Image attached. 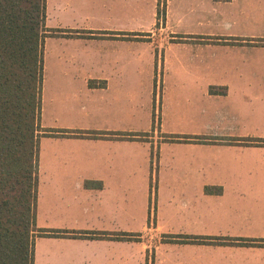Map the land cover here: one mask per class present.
Here are the masks:
<instances>
[{
    "label": "crops",
    "instance_id": "obj_1",
    "mask_svg": "<svg viewBox=\"0 0 264 264\" xmlns=\"http://www.w3.org/2000/svg\"><path fill=\"white\" fill-rule=\"evenodd\" d=\"M45 27L36 227L67 234L34 264H264V0H46Z\"/></svg>",
    "mask_w": 264,
    "mask_h": 264
},
{
    "label": "trees",
    "instance_id": "obj_2",
    "mask_svg": "<svg viewBox=\"0 0 264 264\" xmlns=\"http://www.w3.org/2000/svg\"><path fill=\"white\" fill-rule=\"evenodd\" d=\"M45 20L46 0H0V264H34L36 237L67 234L36 227L44 40L57 32Z\"/></svg>",
    "mask_w": 264,
    "mask_h": 264
},
{
    "label": "rangeland",
    "instance_id": "obj_3",
    "mask_svg": "<svg viewBox=\"0 0 264 264\" xmlns=\"http://www.w3.org/2000/svg\"><path fill=\"white\" fill-rule=\"evenodd\" d=\"M162 11V10H161ZM160 18H161V13H160ZM158 94V99H159V95H160V98L162 97V92H157ZM155 97V95H154ZM156 114H154V116H152V125L154 126V128L157 130L159 128V119L162 117L161 113L159 112V105H156ZM61 191H66L67 192V196H77L79 194H77L79 191H77L76 189H71V188H64V189H59ZM74 190V193H71L73 192ZM123 192H130V195L131 197H137L139 196L140 197V194L143 190V188L141 187H130V188H122L121 189ZM145 193H147L146 195L148 196V198L154 193H155V186L153 185H150L148 188L144 189ZM53 197L55 196H62L61 194L57 195V194H53L52 195Z\"/></svg>",
    "mask_w": 264,
    "mask_h": 264
}]
</instances>
